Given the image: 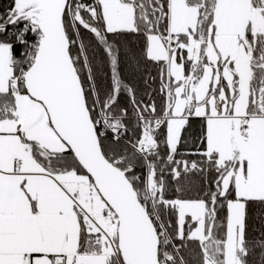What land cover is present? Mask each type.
<instances>
[{
  "label": "snow or ice",
  "instance_id": "obj_1",
  "mask_svg": "<svg viewBox=\"0 0 264 264\" xmlns=\"http://www.w3.org/2000/svg\"><path fill=\"white\" fill-rule=\"evenodd\" d=\"M0 264H264V0H0Z\"/></svg>",
  "mask_w": 264,
  "mask_h": 264
}]
</instances>
